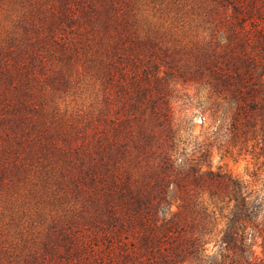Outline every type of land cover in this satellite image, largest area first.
Masks as SVG:
<instances>
[{
  "label": "rangeland",
  "instance_id": "374dc122",
  "mask_svg": "<svg viewBox=\"0 0 264 264\" xmlns=\"http://www.w3.org/2000/svg\"><path fill=\"white\" fill-rule=\"evenodd\" d=\"M237 2L245 13L247 0ZM233 3L0 0V264H107L119 244L136 243L118 232L127 188L148 182L160 157L155 144L123 152L120 142L166 118L185 141L180 151L209 142L230 112L196 63L236 47L232 31L249 42L264 88V0L255 18ZM263 146L223 140L210 160L264 198ZM220 206L200 264H264V209L237 248L221 240L230 209Z\"/></svg>",
  "mask_w": 264,
  "mask_h": 264
},
{
  "label": "trees",
  "instance_id": "16d2710c",
  "mask_svg": "<svg viewBox=\"0 0 264 264\" xmlns=\"http://www.w3.org/2000/svg\"><path fill=\"white\" fill-rule=\"evenodd\" d=\"M233 1L235 14H243L247 18H255L259 14L258 0H247L245 13L238 0ZM238 22L244 26L246 19L238 18ZM232 36L231 43L236 47L230 44L222 51L207 50L203 57L197 59L198 68L194 67L197 76L208 74L210 85L228 103L230 112L227 119L224 116L219 118L209 142H197L191 154L180 151V143L185 141L174 121L168 118L157 119L156 125L146 130L139 127L137 136L129 132L127 139L120 142L123 152L132 141L133 144H155V152L160 159L157 165L150 167L148 182L127 188L125 219L121 220L118 232L119 235L127 231L137 234L136 243L131 246L119 244L107 264L206 262V236L216 224L214 207L218 204L230 209L227 230L221 239L223 243L246 248L247 236L239 232H244L249 226L253 230L258 228L264 198L257 195L246 180L220 168L214 169L210 160L213 146L223 140L232 146L245 145L249 139L258 143L261 138L264 142L263 82L249 65L247 39L239 38L235 31H232ZM255 36L262 37L260 32ZM138 136L143 138L142 141L135 140ZM262 150L264 152V146ZM214 264L242 263L231 260Z\"/></svg>",
  "mask_w": 264,
  "mask_h": 264
}]
</instances>
